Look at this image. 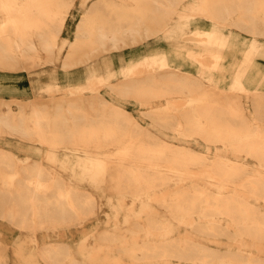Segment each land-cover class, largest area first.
Wrapping results in <instances>:
<instances>
[{
	"label": "bare ground",
	"instance_id": "1",
	"mask_svg": "<svg viewBox=\"0 0 264 264\" xmlns=\"http://www.w3.org/2000/svg\"><path fill=\"white\" fill-rule=\"evenodd\" d=\"M177 32L204 50H190L195 72L146 52ZM263 41L264 0H0V217L43 232L45 264H264V88L247 99L223 86L264 76L250 72ZM130 46L140 59L127 71L100 62ZM55 62L52 86L13 73ZM84 73L90 94L73 81ZM103 86L150 104V122L169 135ZM89 219L104 223L90 239H52ZM22 247L0 239V264H23Z\"/></svg>",
	"mask_w": 264,
	"mask_h": 264
},
{
	"label": "rangeland",
	"instance_id": "2",
	"mask_svg": "<svg viewBox=\"0 0 264 264\" xmlns=\"http://www.w3.org/2000/svg\"><path fill=\"white\" fill-rule=\"evenodd\" d=\"M79 3H80V0H78V6H79ZM73 12L74 13L69 17L68 27L63 32V35L67 36L68 38L73 37L75 26L77 24L78 19L80 18L82 11L78 8L77 9L75 8L73 10ZM205 27H207V26H205ZM225 30H226L225 31L226 33H230L232 31L229 28H226ZM163 34L164 33L157 36L158 38L159 37L161 38L160 39L161 40L160 45L158 47H153V44L155 43V42H153V39L146 42V44H149L148 45L149 48L147 47L148 50L146 52H148V54H149V52L150 53L155 52L156 49L158 48L156 55L159 56L160 59L163 56V53L165 51L168 54L166 57L167 60L175 61L179 65L181 64L182 66H183V64H185L186 68H189L193 72L197 71L200 64L198 62H196L195 59L194 60L192 59L191 54H190V50L195 51L196 55H200L204 50H200L201 49L200 46L199 45L197 46L195 41L190 40L186 37L187 35H190V34L188 32H177V33H174L172 38H169L170 40L168 38H166V36H163ZM246 38H244V39H246ZM244 39L243 38L241 39L242 40L241 41L242 47H243V45L247 44L246 43L247 41L248 42L250 41V39H248V40L246 39L245 41H243ZM262 40L263 39H260V41H262ZM263 42L261 44L262 47H264ZM132 48H133V46H130L127 48L119 49V50H117V52H114V53L118 54L119 58L122 61H120L118 59H112L113 57H106V58L101 59L100 62L103 64L106 63L105 68H110V69H112L114 67L123 68V72H125L129 68L134 67L139 62L138 60L140 59V57L133 56V58L131 60H129V59L127 60V57L131 54V51L128 54L124 50H131ZM242 56H243V54H242ZM176 57H178L179 59ZM90 64H93V63H90ZM222 65L226 66V63H223ZM103 66L104 65H102V67ZM44 67H46L48 70L46 72H44L43 74H41L39 76V79H41L42 82H48L50 79V74L53 71H54L53 73L56 72V69L58 67V63H56V62H55V64H51V63H45V65L44 64H42V65L38 64L37 66L34 67V69H33L34 72H31V69L27 70V72H29V75H30L29 77H31L32 79L35 80L36 75H34L33 73H35L37 70H43ZM80 67H83V66L81 65ZM54 68H56V69L53 70ZM263 68H264V66H263ZM206 70H207L206 73L209 75V77L215 75L216 70H213V69L208 70V69L204 68V71H206ZM21 71H23V69L13 70V73H15L16 77L22 76L23 78L29 79V77L27 78L25 76L26 72L23 71L22 73H20ZM48 72H50V73H48ZM256 72L259 73V71H256ZM17 73L20 75H17ZM23 73H25V74H23ZM260 73L264 74V72H261V71H260ZM84 78H85V75H83L81 77L79 83L83 84L82 86L84 87L85 93L90 94V93H92L91 88H92L93 82L95 80L91 79V78H88L87 80H85ZM263 78H264V76L260 75V77L257 80L250 81L249 78H247V76H242V84L241 85H234L233 80H232L233 78L230 76H226L225 77V79H226L225 85H223V86L225 87L226 90L229 88H235L237 90L243 91L244 97L248 99L250 93L254 89H256V88L263 89L264 88V87H262L264 85H261V82L264 81ZM117 80H120V79H117ZM21 91H14L13 96L15 97L17 95L16 97H20L23 100L30 101V99L32 98L31 93L26 94L25 92H21ZM54 91H56V90H54ZM64 92L65 93L67 92V90H65V87L63 89V93ZM101 93H102L103 97L109 99L110 101H112L116 104H123L128 112L132 113L133 116L140 119L143 123L147 124L149 126V128H151L152 130H155L156 132L160 131L159 130L160 127L157 125H154L152 122H150V117L147 115L148 114L147 112L151 108L150 104L141 103L140 101L135 100L132 97H128L127 99L122 98L118 94H115L111 89H109L106 86L102 87ZM53 94L54 95H51V96H57L56 93H53ZM45 96H48V92L45 93ZM164 102H166V99H163L162 101L159 100L157 102V104L158 105L163 104ZM159 133L162 135H169V133H166V132H159ZM18 144L19 143H17V145ZM194 144L196 146H198L199 148H200V146L204 145V143L202 141H199V140L195 141ZM132 199L133 198L129 194L125 196V201H127V202H130ZM135 208H137V206ZM151 208L153 210L162 211V209L159 208L156 204H154V206H152ZM121 213L124 215L123 212H121ZM102 217L104 218V214ZM97 221L89 219L86 222H84L82 225H78L79 227L73 226V227H69L66 229H61V231H62L61 235H57L55 237H52V239H54V240H58V239L66 240L72 244H77L84 237H87V236H88V239H90L91 237H93L94 232L104 225V223L102 221H100V220H97ZM106 223H107V221L105 222V224ZM111 223H112V219H111ZM180 230L183 231V229H180ZM42 233H43L42 231H38V230H28V229L27 230H20L19 228L14 226V224L9 222L8 220L0 217V239L2 241H4L5 243H8L12 247V253H13L14 247L19 246V244L23 245V247H22V251L24 253L23 264H34V261H37V259H39V262H40L39 264H45V262L42 261L41 257L39 256V252L41 250V247H42V245H44V242H45V239H44ZM227 243H229V241L226 238H223V239H221V243H219V246L224 248L227 246ZM20 264H22V263H20Z\"/></svg>",
	"mask_w": 264,
	"mask_h": 264
},
{
	"label": "crops",
	"instance_id": "3",
	"mask_svg": "<svg viewBox=\"0 0 264 264\" xmlns=\"http://www.w3.org/2000/svg\"><path fill=\"white\" fill-rule=\"evenodd\" d=\"M263 44H264V42H263ZM118 57V56H117ZM117 57H114V59H117ZM133 58V56H132V54H130L128 57H127V60L129 59V60H131ZM58 63V62H57ZM256 63V65H253L252 66V68L250 69V72H251V74L252 73H254L255 71H258V70H260V71H263L264 72V68H263V66H264V57H262L260 60H259V58H256V60L254 61V64ZM60 64V63H59ZM59 64H58V67H57V69L56 68H54L53 70H55L56 69V71L58 72V69H59ZM45 65V64H44ZM82 66H84V65H82ZM88 66V65H87ZM53 68V67H52ZM51 68V69H52ZM80 68H82L83 69V67H80ZM42 69V68H41ZM48 69L46 68V67H44L43 68V70H40L41 71V74H43L44 72H46ZM111 70H114V71H116L117 73H119L121 70L123 71V68H116V67H114V68H112ZM54 72V71H53ZM48 73H50V72H48ZM83 75H85V80H87L88 78H90L89 76H87L85 73L84 74H82L81 75V77L83 76ZM121 75V74H120ZM119 75V76H120ZM58 77V76H57ZM117 77V76H116ZM115 77V78H116ZM81 79V78H80ZM80 79H78V80H74L73 79V81H74V83H76V84H79V82H80ZM118 79V78H117ZM53 80H54V78H52L51 76H50V79H49V81L48 82H42L41 81V79H39V77H36L35 78V80L34 79H32L31 77H30V81L29 80H27L26 79V81H27V86H42V87H44V86H52V83H53ZM57 80L59 81V82H61L62 80H60V79H58L57 78ZM64 81V80H63ZM63 83V82H62ZM28 88V87H27Z\"/></svg>",
	"mask_w": 264,
	"mask_h": 264
}]
</instances>
